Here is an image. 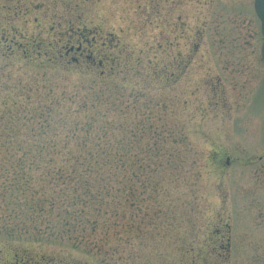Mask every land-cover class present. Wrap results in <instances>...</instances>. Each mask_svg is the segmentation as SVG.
I'll return each instance as SVG.
<instances>
[{"label":"rangeland","instance_id":"obj_1","mask_svg":"<svg viewBox=\"0 0 264 264\" xmlns=\"http://www.w3.org/2000/svg\"><path fill=\"white\" fill-rule=\"evenodd\" d=\"M252 3L0 0V141L37 135L24 118L39 103L33 123L85 102L78 115L100 112L114 124L105 135L128 137L133 155L147 157L127 183L118 166L109 185L136 193L127 204L105 199L102 216L87 207L103 221L71 231L83 236L77 244L6 185L0 146V264H264V65ZM227 24L244 26L239 51ZM71 198L56 200L70 209ZM45 226L54 233L37 232Z\"/></svg>","mask_w":264,"mask_h":264},{"label":"trees","instance_id":"obj_2","mask_svg":"<svg viewBox=\"0 0 264 264\" xmlns=\"http://www.w3.org/2000/svg\"><path fill=\"white\" fill-rule=\"evenodd\" d=\"M78 44L75 50L81 53V45ZM93 52L90 51L91 56ZM65 55L68 54L65 53ZM84 108L89 110L85 102H79L74 109H70L71 111L66 110V114L55 111L51 120L47 119L44 123H33L30 118L36 117L40 120L37 116H41L44 112L40 109L39 103L31 108V113L25 117L31 124H26L24 118L26 129H29L31 125H38L37 135H2L4 139L0 141L4 155L2 158L6 163L4 174L1 177H5L6 185L12 191H19L15 195H26L24 198L28 199L29 205L37 202L36 206L27 208L33 209V213H37L38 217L58 218L57 221L71 235V237L67 236V239L77 244L84 242L83 236L73 235L71 231H80V228H84L85 225H89L94 230L103 221L101 217L99 221L96 218L91 220L90 214L86 211L87 207H90L93 215L102 216L100 208L102 204L100 203L105 199L110 198L111 201L114 197H121L127 200V204L129 195L133 196V192L136 193L137 187L135 186L129 191L127 188L117 191L109 185L113 177L116 180L118 166L122 167V180L127 183V179L130 180L135 175L131 165L138 164L140 173H144L147 161V157L145 159L133 155L128 137L119 140V137L115 135H105L114 124L112 121L108 122L107 119L102 121L98 119L97 115L100 112L91 113L86 110L85 114L78 115ZM51 111L50 107H46V113ZM68 113L71 116L65 119ZM58 129L67 132L65 135L54 134ZM49 131L54 132L46 135ZM160 136L152 135L154 139H159ZM92 179L103 183L104 189L96 188L91 183ZM139 180L142 185L143 178ZM71 182H74V185L69 194H66L63 188L55 187L45 191V184L57 183V186L66 187ZM34 183H40V185L34 187ZM66 195L72 196L70 209L58 204L56 200V198L65 200ZM61 213L64 215L62 218L57 216ZM16 227L15 225H3L4 234L8 237L13 236L18 230ZM44 231L49 234L54 233L50 226L38 229L37 232Z\"/></svg>","mask_w":264,"mask_h":264},{"label":"flooded vegetation","instance_id":"obj_3","mask_svg":"<svg viewBox=\"0 0 264 264\" xmlns=\"http://www.w3.org/2000/svg\"><path fill=\"white\" fill-rule=\"evenodd\" d=\"M252 9H253V5H252ZM254 12V11H253ZM255 15V14H254ZM256 17V16H255ZM257 19V18H256ZM257 21H258V19H257ZM258 25H259V27H258V31H257V29H256V33H255V37H257V35H258V32H259V34H260V38H261V41H260V43L262 42V35H261V31H260V24H259V21H258ZM242 27L244 28V26L242 25ZM243 28H241V25L238 27V25H224V29H225V32H226V34H227V36H226V38H227V40H229L230 41V43H231V45H232V47H233V49H235V50H237V51H239L240 50V45H241V42H240V38L242 37L241 35H239V32L240 31H242V29ZM233 43V44H232ZM245 43V42H244ZM261 45V44H260ZM231 56H230V58L228 57V59L230 60V61H234V60H236V59H238L237 57H238V55L236 54V53H231L230 54ZM261 62H262V60H261ZM263 63V62H262ZM261 63V64H262ZM260 63H259V65H260V68L261 69H263V65H261Z\"/></svg>","mask_w":264,"mask_h":264},{"label":"water","instance_id":"obj_4","mask_svg":"<svg viewBox=\"0 0 264 264\" xmlns=\"http://www.w3.org/2000/svg\"><path fill=\"white\" fill-rule=\"evenodd\" d=\"M254 11L260 21L261 34L263 36V41L261 45V55L264 61V0H254L253 1Z\"/></svg>","mask_w":264,"mask_h":264}]
</instances>
